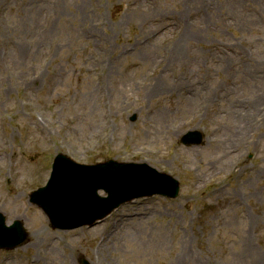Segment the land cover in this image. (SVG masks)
Returning a JSON list of instances; mask_svg holds the SVG:
<instances>
[{
    "label": "rangeland",
    "instance_id": "rangeland-1",
    "mask_svg": "<svg viewBox=\"0 0 264 264\" xmlns=\"http://www.w3.org/2000/svg\"><path fill=\"white\" fill-rule=\"evenodd\" d=\"M59 153L178 195L55 227L30 193ZM0 212V264H264V0H0Z\"/></svg>",
    "mask_w": 264,
    "mask_h": 264
},
{
    "label": "water",
    "instance_id": "water-1",
    "mask_svg": "<svg viewBox=\"0 0 264 264\" xmlns=\"http://www.w3.org/2000/svg\"><path fill=\"white\" fill-rule=\"evenodd\" d=\"M194 136V133L187 134L183 143L188 144V138H196L193 142H200L201 138ZM98 189H103L107 197H99ZM178 192L179 182L175 178L145 164L107 160L84 165L58 154L48 183L31 193V201L43 209L55 227L75 228L86 223L94 224L95 220L104 218L113 209L134 198L154 194L174 198ZM79 210L90 212L85 215L90 219H78L80 216L76 214ZM25 238L22 224L17 221L7 226L0 213V247L11 248Z\"/></svg>",
    "mask_w": 264,
    "mask_h": 264
},
{
    "label": "bare ground",
    "instance_id": "bare-ground-1",
    "mask_svg": "<svg viewBox=\"0 0 264 264\" xmlns=\"http://www.w3.org/2000/svg\"><path fill=\"white\" fill-rule=\"evenodd\" d=\"M245 115H249V116H250V114H248L247 111H246ZM244 122H245V123H244ZM247 122H248L247 120H244V121H243V117L240 118V123H242V129L245 128V125L247 124ZM246 127H248V125H246ZM240 131H241V129H240ZM142 150H143V149H138V150H135V151L140 152V151H142ZM10 203H11V201H8V205H9ZM13 204H14V207H15V201H13ZM42 224H43V223H42ZM41 235H48V234L46 233V228H45V226H43V227L41 228V231H38V233H37L36 236H33V234H32L31 236H32L33 239H34V242H38L39 236H41ZM184 252H185V250H184ZM129 260L133 261V260H136V259L133 258V257H129ZM182 260L185 261L184 257H183L182 255H179V254H178V255L176 256L175 260L171 261L170 264H180Z\"/></svg>",
    "mask_w": 264,
    "mask_h": 264
}]
</instances>
